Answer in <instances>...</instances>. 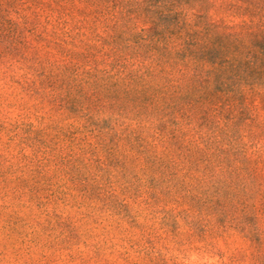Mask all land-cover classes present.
Instances as JSON below:
<instances>
[{
	"label": "rangeland",
	"instance_id": "374dc122",
	"mask_svg": "<svg viewBox=\"0 0 264 264\" xmlns=\"http://www.w3.org/2000/svg\"><path fill=\"white\" fill-rule=\"evenodd\" d=\"M158 1L0 0V264H264V84L206 96ZM243 1L172 10L263 34Z\"/></svg>",
	"mask_w": 264,
	"mask_h": 264
},
{
	"label": "trees",
	"instance_id": "16d2710c",
	"mask_svg": "<svg viewBox=\"0 0 264 264\" xmlns=\"http://www.w3.org/2000/svg\"><path fill=\"white\" fill-rule=\"evenodd\" d=\"M196 1L159 0L160 15H164V11H169L170 14L159 16V21L154 22L155 27L149 35L150 47L155 52L164 54L170 43H176L180 46L177 52L179 63L190 67L192 62L196 71H204L209 65L204 87L206 96L224 91L222 84L218 86L219 80H224L225 75L237 73L238 68L243 69V76H255L264 84V26L261 32L263 34L252 31V27L247 24L241 27L239 33L228 32L232 30L230 27L211 22L208 15L198 25L197 21L181 19L182 13L172 10L176 5L192 8ZM238 76L241 78L236 87L245 85L247 82L243 76ZM201 83L195 82L196 85Z\"/></svg>",
	"mask_w": 264,
	"mask_h": 264
}]
</instances>
